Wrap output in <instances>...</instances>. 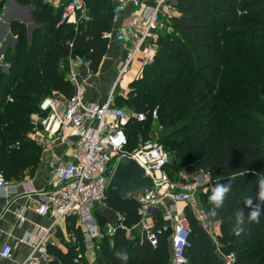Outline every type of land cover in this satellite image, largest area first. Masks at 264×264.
Returning <instances> with one entry per match:
<instances>
[{
	"label": "trees",
	"instance_id": "trees-1",
	"mask_svg": "<svg viewBox=\"0 0 264 264\" xmlns=\"http://www.w3.org/2000/svg\"><path fill=\"white\" fill-rule=\"evenodd\" d=\"M5 0H0V11ZM33 8L37 25L29 46L25 31L11 23L15 39L12 52H5L0 71V176L17 180L36 165L38 145L26 141L32 130L29 116L38 103L55 94L65 96L71 89L65 78L66 60L78 55L94 72L106 50L101 34L111 29L113 0H83L86 19L75 25L59 23V10L42 0H14ZM177 15L162 22L152 62L128 85L125 98L115 97L114 105L145 115L132 121L128 149L149 138L150 114L155 112L158 128L172 127L159 142L172 154L166 172H202L231 182L223 206L210 213L211 189L200 196L207 218L218 224L217 248L196 226L189 208L183 215L189 226L184 264H224L220 257L233 255L234 264H264V212L259 223L243 224L237 235L236 212L246 198L255 197L256 181L264 177V0H174ZM217 183V184H218ZM106 206L123 217L126 229L138 222L135 202L105 198ZM264 207V205H262ZM95 212L96 225L103 232L107 220ZM75 214L65 217V252L49 248L55 257L50 264H86L80 229ZM160 215L153 218L155 246L141 234L118 230L95 241L93 264H170V228L160 231ZM117 252H127L128 260ZM219 253V254H218Z\"/></svg>",
	"mask_w": 264,
	"mask_h": 264
},
{
	"label": "built area",
	"instance_id": "built-area-1",
	"mask_svg": "<svg viewBox=\"0 0 264 264\" xmlns=\"http://www.w3.org/2000/svg\"><path fill=\"white\" fill-rule=\"evenodd\" d=\"M130 12L125 26L116 32L101 34L105 41L114 40L129 46L127 62L137 54L142 55L144 65L152 62L161 19L168 21L177 15L174 0H128ZM150 3V4H148ZM123 6L115 4L111 10V25L115 24ZM86 19L83 0H66L61 7L59 23L75 25ZM66 80L71 89L67 95L45 97L38 103L37 113L29 116L33 129L40 132L36 138L41 147H52L57 143L70 145L74 139L69 157L58 159L50 172L47 190L38 195L37 215H50L52 223L48 228L36 227L25 240L30 251L19 264H50L51 257L46 249L47 238L55 224L65 217L75 214L87 249H96L95 241L102 235L112 236L124 230L126 236L136 231L143 235L151 247L155 246L153 218L159 213L162 224L160 231L170 228L168 244L170 264H184V250L188 247L189 226L186 218L175 209L176 203L189 207L196 226L206 235L216 249L215 223L196 207L200 184L175 186L169 179L166 166L170 163L163 146L149 138L141 140L136 147L128 149L130 143L129 124L141 122L145 115L125 110L114 105L110 92L102 103H86L84 88L78 82L75 71L85 63L78 55L67 59ZM126 65L119 75L125 72ZM155 112L150 114V122H155ZM120 156L134 160L150 180L149 190L141 202H136L134 213L139 217L136 224L125 228L123 217L114 213L115 221L107 224L101 232L93 217L110 209L105 204V188L116 161ZM15 187L7 184L0 176V198L14 195ZM165 200L172 204L165 207ZM155 214L149 215V211ZM163 210V211H162ZM162 211V213H160ZM102 214V213H101ZM23 221L19 214V223ZM11 248L4 246L0 258H9ZM219 254V253H218ZM224 264H234L233 255L222 256Z\"/></svg>",
	"mask_w": 264,
	"mask_h": 264
},
{
	"label": "crops",
	"instance_id": "crops-1",
	"mask_svg": "<svg viewBox=\"0 0 264 264\" xmlns=\"http://www.w3.org/2000/svg\"><path fill=\"white\" fill-rule=\"evenodd\" d=\"M65 1L66 0H42V2L53 11L59 10ZM115 4H121L123 9L116 23L111 25L109 31L112 33L116 32L120 27L125 26L130 12L128 0H113V6ZM32 12L33 8L29 5H18L14 0L4 1L3 8L0 11V61L5 52H12L15 47V39L9 32L11 23L15 22L23 26L26 45H30L32 37L34 36L33 32L37 28V25L31 19ZM163 21L164 20L161 19V23ZM159 30L157 32H159ZM128 52V45L109 40L106 41V50L94 72L89 70V66L86 62H84L85 64L83 66L76 69V78L84 88V101L86 103H102L110 92L114 98H125L128 85L132 80L126 83V88L124 89L125 94H123V92H115L117 91L118 81L121 76V74L119 75L120 70L126 65L124 72L126 73L129 66H131L132 70H130V72H132L133 75L134 73L138 75L143 66H145L142 63L141 54L135 55L132 61L127 62ZM66 63L68 64L67 60ZM0 71L3 73L7 72V66L1 62ZM56 95L57 94L54 96ZM39 135L40 132L37 129L34 130L33 126L31 132L25 135L26 141L33 142L41 149L36 155V165L32 172H24L17 180H5L7 184L15 187L16 192L14 195L8 196V198H0V250L4 246L11 248L9 258H0V264H19L30 251L25 240L34 228H48L52 223L50 215H37L39 204L38 195L47 190L48 178L55 162L58 159L65 160L69 157L74 139L70 140V145L57 143L52 147L43 148L36 141ZM171 204L169 200H165V207ZM185 208L189 207L183 203L175 204V209L179 213L183 214ZM162 211L160 213H162ZM101 213L108 224L114 223L116 217L111 210H103ZM19 214H22L23 217L21 223H19ZM75 218V224L78 226L77 217L75 216ZM65 221L66 220L58 221L51 229L47 238V251L49 248H54L64 253L65 248L63 247V241H72V236L65 233ZM136 232L139 234L138 231ZM215 233H218L217 226H215ZM82 242H84L83 237ZM83 249V258L86 264H93L94 249H87L84 243ZM49 255L51 257V262H53L55 257L50 253Z\"/></svg>",
	"mask_w": 264,
	"mask_h": 264
},
{
	"label": "water",
	"instance_id": "water-1",
	"mask_svg": "<svg viewBox=\"0 0 264 264\" xmlns=\"http://www.w3.org/2000/svg\"><path fill=\"white\" fill-rule=\"evenodd\" d=\"M1 7V4H0ZM150 180L131 158L120 156L105 188L106 196L122 201L141 202Z\"/></svg>",
	"mask_w": 264,
	"mask_h": 264
},
{
	"label": "rangeland",
	"instance_id": "rangeland-1",
	"mask_svg": "<svg viewBox=\"0 0 264 264\" xmlns=\"http://www.w3.org/2000/svg\"><path fill=\"white\" fill-rule=\"evenodd\" d=\"M148 4H150V3H148ZM130 70H132L131 66H129L128 71L126 73L121 74L120 80L118 81V85H117V91H115V92H123V94H125L124 89L126 88V83L130 80L134 81L133 79L138 78L140 76V74L137 75L135 73L133 75V73L130 72ZM141 71H142V69L140 70V73H141ZM136 75H137V77H136ZM116 107H120V106H116ZM171 129H172V127H169V129L168 128H166V129L165 128H158L157 123L151 122V125L149 128V139L151 141H155L158 143L160 141L162 142L163 139L167 135L170 134ZM140 141L141 140H138L137 144H139ZM172 156H173L172 154H169L170 160L172 159ZM169 179L175 186H180V185H184V184H196L197 185V184H200L201 182L203 184H205V186H203L199 190V193L197 195H195L196 201H197L196 207H197V209H201V210H202V207L200 204V202H201L200 196L203 193H205L206 190L211 189L213 186H215L220 181L219 178L213 179L210 176H208L207 174H204L202 172L188 173V172H185L183 169H180L179 171L177 170L176 176H171V177H169ZM153 214H155V211L150 210L149 215H153ZM158 215H159V213H158ZM215 226L218 227V224L216 222H215Z\"/></svg>",
	"mask_w": 264,
	"mask_h": 264
},
{
	"label": "clouds",
	"instance_id": "clouds-1",
	"mask_svg": "<svg viewBox=\"0 0 264 264\" xmlns=\"http://www.w3.org/2000/svg\"><path fill=\"white\" fill-rule=\"evenodd\" d=\"M257 185V192L255 201L253 202V198L248 197L245 199L244 204L245 207H247L249 212L247 213V216H245V212L243 209L238 210L236 212V225L233 229V231L239 235L240 232L243 230L242 225L247 223H259V217L261 216V213L264 212V177H260L256 181ZM231 189V182L229 181L227 184H216L215 187L212 188L211 194L208 197L209 202L214 206L213 210L211 211V215L215 216L216 211L215 209L221 208L223 206L225 196ZM119 259L127 261L128 260V254L127 252H117L115 254Z\"/></svg>",
	"mask_w": 264,
	"mask_h": 264
},
{
	"label": "bare ground",
	"instance_id": "bare-ground-1",
	"mask_svg": "<svg viewBox=\"0 0 264 264\" xmlns=\"http://www.w3.org/2000/svg\"><path fill=\"white\" fill-rule=\"evenodd\" d=\"M117 162V161H116ZM94 217V216H93ZM94 219H95V217H94Z\"/></svg>",
	"mask_w": 264,
	"mask_h": 264
}]
</instances>
